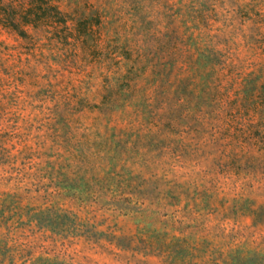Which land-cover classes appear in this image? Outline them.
<instances>
[{"label": "rangeland", "instance_id": "1", "mask_svg": "<svg viewBox=\"0 0 264 264\" xmlns=\"http://www.w3.org/2000/svg\"><path fill=\"white\" fill-rule=\"evenodd\" d=\"M52 1L102 21L0 26V264H264V0Z\"/></svg>", "mask_w": 264, "mask_h": 264}, {"label": "trees", "instance_id": "2", "mask_svg": "<svg viewBox=\"0 0 264 264\" xmlns=\"http://www.w3.org/2000/svg\"><path fill=\"white\" fill-rule=\"evenodd\" d=\"M101 15H95L92 17H79L75 18L70 14L62 11L57 3L52 0H0V26L17 33L20 36L26 35L27 27H45L51 28L53 36L57 35L58 32L67 28V23L73 21V31L78 37L87 35L92 25L101 23ZM94 22L92 23V20ZM132 68H125L122 72L116 71L112 75H117L115 80H122L127 87L131 86V80L133 77L129 76ZM109 76H105L104 81L105 93L102 95L103 103H107L106 100L110 96V90L108 88L110 84ZM108 79V80H107ZM101 101V102H102ZM65 173L63 174V177ZM68 180H64L66 183ZM99 201L104 202L110 206L118 208L120 210L132 209L137 204L129 202L128 199H121L117 197L111 198H96Z\"/></svg>", "mask_w": 264, "mask_h": 264}]
</instances>
